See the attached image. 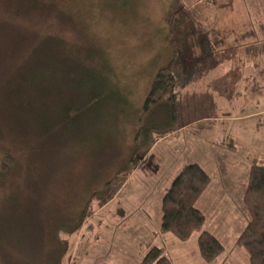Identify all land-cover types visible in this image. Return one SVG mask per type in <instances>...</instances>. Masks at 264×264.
I'll return each instance as SVG.
<instances>
[{
  "label": "rangeland",
  "instance_id": "obj_1",
  "mask_svg": "<svg viewBox=\"0 0 264 264\" xmlns=\"http://www.w3.org/2000/svg\"><path fill=\"white\" fill-rule=\"evenodd\" d=\"M173 1L0 0V162L9 159L0 176V264H142L153 246L173 264H250L235 239L247 226L252 166L264 167V57L247 51L264 42V0H181L204 2L216 30L176 31L179 116L148 157L134 141L153 79L176 55L165 22ZM229 27L257 38L229 36L219 46ZM149 120L165 128L169 115L160 108ZM135 158L152 163L128 173ZM192 163L212 178L196 203L204 230L225 245L212 263L198 233L179 241L182 249L160 233L163 197ZM115 181L113 200L99 209L96 200L98 210L75 229Z\"/></svg>",
  "mask_w": 264,
  "mask_h": 264
},
{
  "label": "trees",
  "instance_id": "obj_2",
  "mask_svg": "<svg viewBox=\"0 0 264 264\" xmlns=\"http://www.w3.org/2000/svg\"><path fill=\"white\" fill-rule=\"evenodd\" d=\"M204 11V2L199 6H189L186 5V3L183 4L181 0H179V2L177 0L176 3L174 0L169 8L165 22H167L170 27V35L172 34L173 37L171 36L169 41H173L175 44L172 52L176 53V55L174 54L170 62L157 71L146 102L142 108V115L139 120V129L135 137L134 146L138 151H142L143 155L145 153L150 154L148 156L150 157L154 154L149 152L158 140L164 138L176 128H171L172 123H170V119L177 122L179 116L178 91L182 87V73L184 68L181 67L178 58L175 60V56L179 57L180 53L179 42L174 37L178 33L176 31L188 29L190 26L192 28L201 29L199 30L200 32H213L212 34H214L216 27L213 26L214 28H209L210 24H206L209 18H206ZM235 27H237V24ZM245 27L247 28V25L243 24V28ZM218 28L219 30L217 32L221 33L225 29V27L221 26H218ZM236 33L237 31L229 27L227 37H225V39L221 37L222 40H219L218 37L214 42L221 46V43L227 40L229 36H236ZM255 38L257 37L254 33L245 34L243 36L237 35L236 41H250ZM259 46L260 48H252L249 46L247 51L254 50L256 56L264 57V42H260ZM222 51L223 50H218V59L220 61L226 60L223 58L224 53ZM250 55L252 54L248 53V56ZM244 60L246 61L245 58ZM258 68L264 70V58L263 63L258 64ZM261 75L264 77V72H262ZM251 82L254 81L252 80ZM260 86L261 83L258 86L255 85L254 88L251 89L254 95L259 94ZM23 93L24 92L20 91V94L23 95ZM91 104L96 105L95 99L91 100ZM160 108H165V112L169 115V121L165 125V128H161V125L154 126V124L152 125L153 127L149 126V116ZM5 163H9L7 156H4L0 162V176L5 175V171H7V168L9 169L8 165ZM145 165L149 166V162ZM145 165L140 162V159L138 160L135 158L134 161H130L125 170L131 173L134 169L145 167ZM2 167H4V170ZM125 179L126 177L121 179L122 183ZM120 183L121 182L116 181L113 182L108 189V193H111L106 197L105 195H94L92 201L88 205L89 207L85 210L81 218L80 224H78L79 226L77 225L75 229L78 230L82 226L86 216L91 215L92 212H96L99 208L106 206L113 200L112 198L116 190L119 189ZM211 183V175L202 165L198 163L187 164L180 174L172 181L171 186L167 189L163 197L161 205L162 225L160 233L171 234L180 242H188L195 233H198L199 249L203 260L207 263L214 262L225 252V245L222 240L214 234L204 230L206 216L196 205L201 196L210 187ZM96 200L98 201V209L94 208ZM243 200L249 217L247 216V226L237 236L235 245L247 251L250 264H264V167L257 165L252 166ZM226 261L227 259L225 262ZM142 264H173V261L170 257L164 255L162 249L153 246L144 258Z\"/></svg>",
  "mask_w": 264,
  "mask_h": 264
},
{
  "label": "crops",
  "instance_id": "obj_3",
  "mask_svg": "<svg viewBox=\"0 0 264 264\" xmlns=\"http://www.w3.org/2000/svg\"><path fill=\"white\" fill-rule=\"evenodd\" d=\"M238 232H236L237 235ZM164 239L169 243L170 247H173L175 249H182L183 246L178 245L179 241H177L174 237H172L171 235H163ZM177 246H179V248H176ZM158 247V246H157ZM161 248V247H160ZM163 249V248H161Z\"/></svg>",
  "mask_w": 264,
  "mask_h": 264
},
{
  "label": "clouds",
  "instance_id": "obj_4",
  "mask_svg": "<svg viewBox=\"0 0 264 264\" xmlns=\"http://www.w3.org/2000/svg\"><path fill=\"white\" fill-rule=\"evenodd\" d=\"M175 178H176V177H175ZM175 178H174V179H175ZM174 179H173V180H174ZM171 184H172V183H171ZM171 184H170V186H171ZM201 211H202V210H201ZM203 213H204V212H203ZM204 214H205V213H204Z\"/></svg>",
  "mask_w": 264,
  "mask_h": 264
},
{
  "label": "flooded vegetation",
  "instance_id": "obj_5",
  "mask_svg": "<svg viewBox=\"0 0 264 264\" xmlns=\"http://www.w3.org/2000/svg\"><path fill=\"white\" fill-rule=\"evenodd\" d=\"M150 162V161H149ZM152 163V162H151ZM150 164V163H149ZM236 240V239H235Z\"/></svg>",
  "mask_w": 264,
  "mask_h": 264
}]
</instances>
